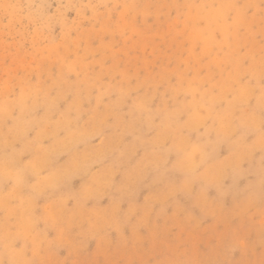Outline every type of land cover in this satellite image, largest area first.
<instances>
[{
	"label": "rangeland",
	"instance_id": "1",
	"mask_svg": "<svg viewBox=\"0 0 264 264\" xmlns=\"http://www.w3.org/2000/svg\"><path fill=\"white\" fill-rule=\"evenodd\" d=\"M0 264H264V0H0Z\"/></svg>",
	"mask_w": 264,
	"mask_h": 264
}]
</instances>
